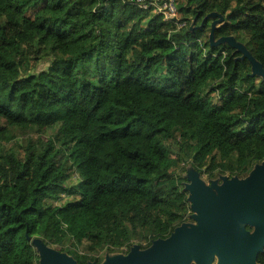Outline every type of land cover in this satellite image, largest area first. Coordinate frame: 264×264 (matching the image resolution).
<instances>
[{
	"label": "trees",
	"instance_id": "obj_1",
	"mask_svg": "<svg viewBox=\"0 0 264 264\" xmlns=\"http://www.w3.org/2000/svg\"><path fill=\"white\" fill-rule=\"evenodd\" d=\"M173 1L0 0V264L147 249L264 163V0Z\"/></svg>",
	"mask_w": 264,
	"mask_h": 264
},
{
	"label": "water",
	"instance_id": "obj_2",
	"mask_svg": "<svg viewBox=\"0 0 264 264\" xmlns=\"http://www.w3.org/2000/svg\"><path fill=\"white\" fill-rule=\"evenodd\" d=\"M251 62L254 72L264 77L260 65L252 59ZM199 182L194 175L187 186L194 226H182L168 239L156 240L147 249L134 246L125 256H107L101 264L111 257L118 259L116 264H190L192 259L195 264H212L218 256L239 264H254L256 253L264 245V163L244 181L212 188ZM193 193L200 202L197 206L191 199ZM248 225L255 227L251 234L246 230ZM33 242L39 251V264H76L67 254L46 247L37 239ZM52 252L59 257L51 256Z\"/></svg>",
	"mask_w": 264,
	"mask_h": 264
},
{
	"label": "built area",
	"instance_id": "obj_3",
	"mask_svg": "<svg viewBox=\"0 0 264 264\" xmlns=\"http://www.w3.org/2000/svg\"><path fill=\"white\" fill-rule=\"evenodd\" d=\"M139 2H144L145 0H137ZM156 9L158 8L161 11V15L163 20L169 21L171 19H175L177 17V7L173 0L169 1H161V0H152L151 3ZM143 8H147V6H142ZM184 23H179L177 28L183 27Z\"/></svg>",
	"mask_w": 264,
	"mask_h": 264
},
{
	"label": "rangeland",
	"instance_id": "obj_4",
	"mask_svg": "<svg viewBox=\"0 0 264 264\" xmlns=\"http://www.w3.org/2000/svg\"><path fill=\"white\" fill-rule=\"evenodd\" d=\"M164 1V0H163ZM157 15H161L160 13H161V11H159L158 10V8L156 9V12H155ZM162 16V15H161ZM45 67V65L42 63L41 65H39L38 66V69L37 70H39L40 68H44ZM203 179L204 180H207L205 177H203ZM199 180H201V182H199V183H202V179H200L199 178ZM191 199H192V201L194 202V206L196 205H199L200 204V202L198 201L197 202V198H196V196H195V194L193 193V195L191 196ZM204 230H205V228H203ZM202 229V230H203ZM51 256H56V257H59V254H55L54 252H52L51 253ZM109 258V257H108ZM112 259H106V262L104 263V264H116L117 263V261H118V259H116V258H113V257H111ZM217 262H221V263H230V264H239L238 263V261H229V260H227V259H225V258H221V257H215L214 259H213V263H217ZM190 264H195V262H194V260L192 259L191 260V262H190Z\"/></svg>",
	"mask_w": 264,
	"mask_h": 264
},
{
	"label": "flooded vegetation",
	"instance_id": "obj_5",
	"mask_svg": "<svg viewBox=\"0 0 264 264\" xmlns=\"http://www.w3.org/2000/svg\"><path fill=\"white\" fill-rule=\"evenodd\" d=\"M246 230L251 234V233H253V231L255 230V227L254 226H250V225H248V226H246ZM261 251H263L264 252V245L260 248V250L256 253V255H255V259H254V264H261V263H259V262H257V257H258V253H260ZM212 264H218V263H213L212 262Z\"/></svg>",
	"mask_w": 264,
	"mask_h": 264
}]
</instances>
